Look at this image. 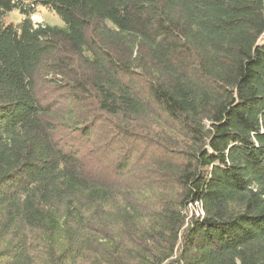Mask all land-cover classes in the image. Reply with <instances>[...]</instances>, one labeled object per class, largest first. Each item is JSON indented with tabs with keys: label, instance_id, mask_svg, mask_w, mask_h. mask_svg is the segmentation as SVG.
<instances>
[{
	"label": "trees",
	"instance_id": "1",
	"mask_svg": "<svg viewBox=\"0 0 264 264\" xmlns=\"http://www.w3.org/2000/svg\"><path fill=\"white\" fill-rule=\"evenodd\" d=\"M0 264H264V0H0Z\"/></svg>",
	"mask_w": 264,
	"mask_h": 264
},
{
	"label": "rangeland",
	"instance_id": "2",
	"mask_svg": "<svg viewBox=\"0 0 264 264\" xmlns=\"http://www.w3.org/2000/svg\"><path fill=\"white\" fill-rule=\"evenodd\" d=\"M23 16L16 10L10 11L5 15L6 22H19ZM34 23H46L50 25H62L63 22L60 17L51 9L45 6L39 5L36 13L32 15ZM48 94V93H47Z\"/></svg>",
	"mask_w": 264,
	"mask_h": 264
},
{
	"label": "built area",
	"instance_id": "3",
	"mask_svg": "<svg viewBox=\"0 0 264 264\" xmlns=\"http://www.w3.org/2000/svg\"><path fill=\"white\" fill-rule=\"evenodd\" d=\"M196 213H197V215L198 214H203V211H202V209L197 208Z\"/></svg>",
	"mask_w": 264,
	"mask_h": 264
}]
</instances>
